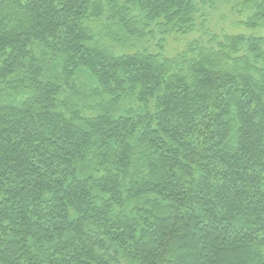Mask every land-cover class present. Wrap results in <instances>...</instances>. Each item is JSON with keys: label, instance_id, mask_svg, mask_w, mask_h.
I'll list each match as a JSON object with an SVG mask.
<instances>
[{"label": "trees", "instance_id": "16d2710c", "mask_svg": "<svg viewBox=\"0 0 264 264\" xmlns=\"http://www.w3.org/2000/svg\"><path fill=\"white\" fill-rule=\"evenodd\" d=\"M232 1L0 0V264H264V36L208 27Z\"/></svg>", "mask_w": 264, "mask_h": 264}, {"label": "rangeland", "instance_id": "374dc122", "mask_svg": "<svg viewBox=\"0 0 264 264\" xmlns=\"http://www.w3.org/2000/svg\"><path fill=\"white\" fill-rule=\"evenodd\" d=\"M238 0H234L229 4H218L217 14H215L214 19L208 23V27L215 31H223L226 34H244V35H254V36H264V26H259L254 29L247 28L243 23L247 20L248 12L247 10L240 11L237 13L233 10V13H229L231 7H236L239 9L237 4ZM240 10V9H239ZM227 13V16L222 18L223 15ZM204 15V13H201ZM202 15V16H203ZM201 16V15H199ZM175 40L173 36H170L167 41V52L172 54L175 51L182 49L183 41Z\"/></svg>", "mask_w": 264, "mask_h": 264}]
</instances>
